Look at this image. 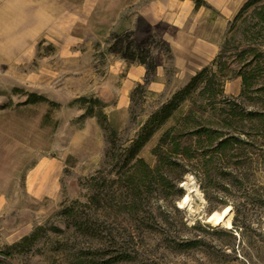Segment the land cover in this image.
I'll use <instances>...</instances> for the list:
<instances>
[{
    "label": "rangeland",
    "instance_id": "374dc122",
    "mask_svg": "<svg viewBox=\"0 0 264 264\" xmlns=\"http://www.w3.org/2000/svg\"><path fill=\"white\" fill-rule=\"evenodd\" d=\"M246 1L34 0L31 11L47 9L31 21L34 34L10 36L0 52V264H264V89L256 90L264 73L246 98L236 76L252 56H237L253 38L244 32L254 26L252 8L230 29ZM257 34L264 43V30ZM232 36L217 77L225 97L217 94V109H202L198 121L244 141L215 156L213 168L178 159L141 176L138 189L115 175L113 163L103 166L107 142L126 146ZM137 66L146 68L141 80L130 74ZM138 84L144 91L131 99ZM92 98L105 104V126L81 117L98 110ZM190 100L142 147L152 169L153 148ZM228 101L237 113L230 130L223 127ZM202 150L208 160L206 144ZM225 207L230 224L215 223Z\"/></svg>",
    "mask_w": 264,
    "mask_h": 264
},
{
    "label": "trees",
    "instance_id": "16d2710c",
    "mask_svg": "<svg viewBox=\"0 0 264 264\" xmlns=\"http://www.w3.org/2000/svg\"><path fill=\"white\" fill-rule=\"evenodd\" d=\"M250 9V17L252 20H255L254 26L248 28L244 32H251L253 38L252 41L244 43V46L237 54L242 61L247 60V58L252 55L251 60L243 65V70H239L236 73V76L241 77L242 87L239 97L243 98L247 97L246 95L254 84L256 75L264 73V62L262 60L264 59V43L256 42L257 33L264 30V0H247L230 23V29L232 30L235 23ZM242 21H247V19L245 20V18H243ZM233 38L234 37L232 36L231 38L226 39L223 51H220L213 59L211 67L205 66L201 71L197 72L190 78L185 86L175 92L169 99L164 101L156 111L149 115L148 119L140 127L134 138H132L126 146L117 148L114 143L109 140L104 153L103 166L113 163L117 166L115 175L119 178L126 177L131 182L133 189H138L139 185L137 180L141 179V176L148 178L151 175L161 173L162 169L171 167L173 164H178V162H176L178 159L201 163L204 161V164L210 167L215 163V156L232 151L234 145L238 143V141H244L234 132H222L220 128L215 129L212 127L201 126L198 121L202 109H206L207 106H210L212 111L217 109L214 101L216 100L217 94H222L224 96L221 79L217 77L225 65V62L223 63L221 60L223 53L230 49V43ZM214 87H216V89H214ZM140 89L144 91V85L138 84L135 87L131 93V99L133 98V94ZM261 89H264V84H261L260 87L256 88V90ZM33 98L36 99L35 101H42L45 99L37 95H34ZM189 100L192 102L188 113L180 119H176L171 126L166 128L162 132L159 142L153 148L152 152L157 157V165L152 169L149 164L139 156L142 147L159 129L163 127L165 123L174 119L175 113L178 112L181 105ZM90 101L92 103L96 102L100 104L98 110H94L95 108L92 106L87 112H85V114L81 115V117H84L87 114L95 116L101 125L105 126L108 117L103 111V103H101L100 100L93 98ZM226 106L227 108H222V110L224 109L225 111L223 127L230 130L237 121V113L234 111V108L229 101L226 102ZM246 114H249L251 117L254 116L250 108ZM260 114L264 116V112H261ZM116 134L117 131L112 130V135L115 136ZM184 138H189L194 144L190 143L188 145H183ZM205 144L209 149L208 160L205 159L208 154L205 150H202ZM127 166H129V168L126 171L125 167ZM211 167L213 168V166ZM100 171H102V169ZM103 179H105V177H103ZM96 180V176H91L88 183L94 186L97 184ZM90 199L94 200L95 197L91 195L89 200ZM83 204L85 205L86 203ZM68 209L71 216H73L75 213L74 208L71 207ZM78 223V221L75 222V224ZM34 238L35 234L25 237L19 245L28 244L29 242H32Z\"/></svg>",
    "mask_w": 264,
    "mask_h": 264
},
{
    "label": "clouds",
    "instance_id": "9594fccd",
    "mask_svg": "<svg viewBox=\"0 0 264 264\" xmlns=\"http://www.w3.org/2000/svg\"><path fill=\"white\" fill-rule=\"evenodd\" d=\"M34 7V0H0V52L7 50L10 36L30 38L34 34L31 21L47 14V9L31 11Z\"/></svg>",
    "mask_w": 264,
    "mask_h": 264
},
{
    "label": "crops",
    "instance_id": "0c3cea01",
    "mask_svg": "<svg viewBox=\"0 0 264 264\" xmlns=\"http://www.w3.org/2000/svg\"><path fill=\"white\" fill-rule=\"evenodd\" d=\"M188 6L189 7V11H191V9L193 10L194 8V4L193 3H190L188 2L187 4H185L184 6ZM213 46V45H212ZM210 51L215 54L216 51H217V47L214 45L212 48H210ZM212 54V55H213ZM145 73H146V68L145 67H140V66H137V67H134V68H131L130 70V74L132 75V77L135 79V80H141V78L143 76H145Z\"/></svg>",
    "mask_w": 264,
    "mask_h": 264
},
{
    "label": "bare ground",
    "instance_id": "6f19581e",
    "mask_svg": "<svg viewBox=\"0 0 264 264\" xmlns=\"http://www.w3.org/2000/svg\"><path fill=\"white\" fill-rule=\"evenodd\" d=\"M188 199H189V195H186L184 199V203L188 201ZM230 217H231V208L225 207L222 210V212L215 218V223L228 225L230 224Z\"/></svg>",
    "mask_w": 264,
    "mask_h": 264
}]
</instances>
